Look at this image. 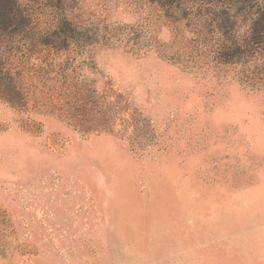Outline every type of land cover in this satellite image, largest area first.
<instances>
[{"label": "rangeland", "instance_id": "1", "mask_svg": "<svg viewBox=\"0 0 264 264\" xmlns=\"http://www.w3.org/2000/svg\"><path fill=\"white\" fill-rule=\"evenodd\" d=\"M19 2L30 23L1 47L0 264H264V207L222 213L264 185V53L222 62L218 32L150 0H63L81 38L48 39L58 10Z\"/></svg>", "mask_w": 264, "mask_h": 264}, {"label": "trees", "instance_id": "2", "mask_svg": "<svg viewBox=\"0 0 264 264\" xmlns=\"http://www.w3.org/2000/svg\"><path fill=\"white\" fill-rule=\"evenodd\" d=\"M63 0H50L51 7L58 10V28L49 32L50 37H58L64 41L79 40L80 30L69 17H66L60 7ZM161 9L172 14L182 11L180 21L188 20L190 24L199 27L197 32L203 34L209 27L213 34L223 38L222 46L216 51V57L222 62L231 64H247L258 54L264 53V2L262 0H150ZM31 15L22 8L19 0H0V90L6 87V81L11 75L2 64V45L7 44L9 37L19 35L20 27L30 23ZM175 20H178L175 18ZM251 20V28L243 37L239 35L240 22ZM41 39L46 40L45 37ZM50 44L49 40L44 41ZM260 69V68H258ZM6 71V72H5ZM260 75H264L260 72ZM8 75V76H7ZM252 81L255 91H264V81ZM259 75V74H258ZM261 80H264L261 79ZM250 84V83H248Z\"/></svg>", "mask_w": 264, "mask_h": 264}, {"label": "crops", "instance_id": "3", "mask_svg": "<svg viewBox=\"0 0 264 264\" xmlns=\"http://www.w3.org/2000/svg\"><path fill=\"white\" fill-rule=\"evenodd\" d=\"M246 206L244 209H242ZM264 207V185L253 187L250 190L232 193L224 204L222 213L224 217L235 221L244 210L254 211ZM252 209V210H250Z\"/></svg>", "mask_w": 264, "mask_h": 264}, {"label": "clouds", "instance_id": "4", "mask_svg": "<svg viewBox=\"0 0 264 264\" xmlns=\"http://www.w3.org/2000/svg\"><path fill=\"white\" fill-rule=\"evenodd\" d=\"M262 2H264V0H262ZM251 20L248 22V24L247 25H244V28H245V33L247 34L248 33V31L250 30V28H251Z\"/></svg>", "mask_w": 264, "mask_h": 264}]
</instances>
